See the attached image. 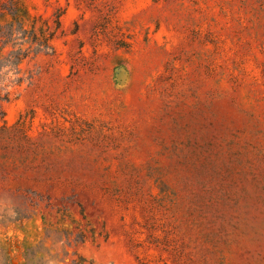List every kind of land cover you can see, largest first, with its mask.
<instances>
[{"label": "rangeland", "instance_id": "obj_1", "mask_svg": "<svg viewBox=\"0 0 264 264\" xmlns=\"http://www.w3.org/2000/svg\"><path fill=\"white\" fill-rule=\"evenodd\" d=\"M0 264H264V0H0Z\"/></svg>", "mask_w": 264, "mask_h": 264}]
</instances>
